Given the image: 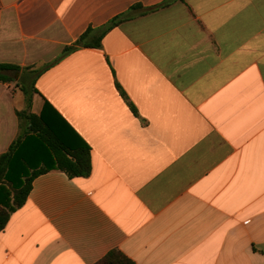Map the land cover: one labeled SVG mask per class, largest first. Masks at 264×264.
<instances>
[{"label":"crops","instance_id":"obj_1","mask_svg":"<svg viewBox=\"0 0 264 264\" xmlns=\"http://www.w3.org/2000/svg\"><path fill=\"white\" fill-rule=\"evenodd\" d=\"M166 1L0 0V64L22 69L0 82V157L28 132L25 87L31 113L92 164L71 179L23 140L26 173L49 171L0 232V264H97L114 250L135 264H264V0L144 13ZM123 14L101 49L37 77Z\"/></svg>","mask_w":264,"mask_h":264},{"label":"trees","instance_id":"obj_2","mask_svg":"<svg viewBox=\"0 0 264 264\" xmlns=\"http://www.w3.org/2000/svg\"><path fill=\"white\" fill-rule=\"evenodd\" d=\"M176 1L183 0H167L158 7L146 9L144 13L169 7ZM138 8L142 9V6H138ZM131 18L129 14H123L102 27L89 28L75 43L66 46L61 56L54 63L36 71L37 77L79 49H101L106 35ZM21 70V67L17 65L0 64V82L10 83L15 81V74ZM118 89L129 103L127 95L120 86H118ZM22 91L26 95L28 108L25 111L17 112V116L21 122L28 123L29 129L24 136H20L14 141L7 153L0 157V232L6 228L11 214L26 204L32 191L34 179L49 171V169H40L26 173L27 169L22 163V154L19 152L25 138L30 137L36 140L37 145L50 151L55 159L56 168L66 173L71 179L89 176L92 171L91 151L89 147L86 144L80 145L77 148L67 145L59 135L54 123L46 118L45 111L40 116L31 113L32 96H29L28 89L25 87H22ZM130 107L137 113L133 105L130 104ZM97 264L135 263L122 252L114 250Z\"/></svg>","mask_w":264,"mask_h":264}]
</instances>
